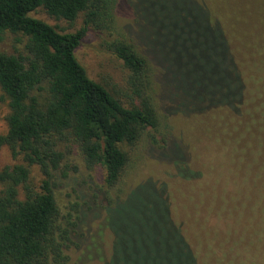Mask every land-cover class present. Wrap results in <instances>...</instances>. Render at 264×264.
Listing matches in <instances>:
<instances>
[{
  "label": "trees",
  "instance_id": "trees-1",
  "mask_svg": "<svg viewBox=\"0 0 264 264\" xmlns=\"http://www.w3.org/2000/svg\"><path fill=\"white\" fill-rule=\"evenodd\" d=\"M173 1L178 7L187 8L192 22L196 20L193 33L201 31L200 37L185 34L187 46L182 49L183 35L178 30L177 52L184 59H192L187 50L203 39L199 49L201 54L205 52L206 59L215 49L219 54L215 60L218 65L211 58L208 63V68L213 67L204 76L207 88L203 84L206 89L202 95L206 96L202 99V95H196L187 98V102L196 101L190 113L224 108L234 116L236 124L240 122L234 135L241 134V141L232 148L234 161L247 178H255L252 182L256 184L241 182L245 189L237 193L243 196L241 200L230 204V199H219L218 206L228 204L232 209H244L245 215L238 214L248 225L250 218L254 220V209L259 213V208L264 207V0H218L217 5L210 3L207 7L192 0ZM94 2L0 0V34L7 32L23 39L21 53L0 52L1 101L7 109L0 148L9 151L11 160L19 161L0 169V264L67 261L64 251L70 240L60 223L51 184L61 158L56 149L59 142L71 141L85 165L102 170L103 184L111 188L127 162L119 145H132L146 130L158 125L146 94L149 65L129 45L116 42L111 46L112 54L127 71L125 86L129 95L125 106L89 79L76 60L75 50L83 28L74 33H58L28 16L41 8L53 19L72 22L78 13L88 11L84 19L87 24L96 17L90 10ZM204 70L191 68L190 72L199 74ZM242 162L244 165H238ZM31 166H36L41 175L36 187L29 182ZM157 206L163 215L157 239L163 237L165 241L152 247L165 252L170 257L169 264H196L179 230L169 222L164 206ZM250 211L251 217L247 214ZM249 238L247 233L246 239ZM124 259L121 263L126 262Z\"/></svg>",
  "mask_w": 264,
  "mask_h": 264
},
{
  "label": "rangeland",
  "instance_id": "rangeland-1",
  "mask_svg": "<svg viewBox=\"0 0 264 264\" xmlns=\"http://www.w3.org/2000/svg\"><path fill=\"white\" fill-rule=\"evenodd\" d=\"M192 1L206 7L218 4V0ZM92 5L90 10L96 17L87 24L84 19L88 11L78 13L72 22L53 19L41 8L28 16L58 33L83 28L76 60L89 79L125 106L129 95L127 71L112 54L111 46L116 42L129 45L149 65L146 94L158 125L146 130L132 145H119L127 162L111 188L104 186L102 170L85 165L71 141L57 144L61 158L51 184L60 223L70 240L64 251L65 264H169L170 257L152 247L165 241L163 237L157 239L163 218L157 203L164 206L169 222L179 230L196 264H264V207L259 213L255 208L254 220L250 218L246 225L238 214L245 215L244 209L218 206L222 199H230V204L241 200L243 196L237 194L245 191L241 182L256 184L252 182L255 178H247L234 161L232 148L241 141V134L234 136L240 122L236 124L224 108L189 112L196 101L187 102V98L204 93V76L213 67L208 68L210 58L218 65L217 50L206 59L199 49L202 39L187 50L192 59H184L177 52L178 30L185 49V34L193 33L196 20L192 22L187 8L178 7L173 0H95ZM193 34L200 37L201 31ZM22 45L19 36L0 34L1 53H21ZM191 68L205 70L196 74L190 72ZM1 97L0 92V134H4L7 109ZM15 163L19 161L11 160L9 151L1 147L0 169ZM40 180L38 168L31 166V186L36 187ZM247 241L251 244H245ZM123 257L125 263H121Z\"/></svg>",
  "mask_w": 264,
  "mask_h": 264
}]
</instances>
